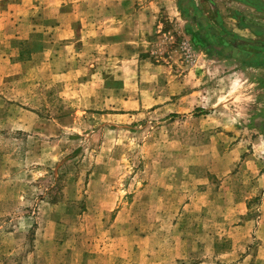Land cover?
<instances>
[{
  "label": "rangeland",
  "instance_id": "1",
  "mask_svg": "<svg viewBox=\"0 0 264 264\" xmlns=\"http://www.w3.org/2000/svg\"><path fill=\"white\" fill-rule=\"evenodd\" d=\"M178 1L55 38L0 0V264H264V64L194 47Z\"/></svg>",
  "mask_w": 264,
  "mask_h": 264
},
{
  "label": "crops",
  "instance_id": "2",
  "mask_svg": "<svg viewBox=\"0 0 264 264\" xmlns=\"http://www.w3.org/2000/svg\"><path fill=\"white\" fill-rule=\"evenodd\" d=\"M99 1L101 4L120 8L128 7L134 2V0ZM225 1L233 6L231 7L233 17H227L226 12L219 11V4L215 0H207L205 3H196L194 0L183 1L181 7L188 14V16L184 14V17L187 24L185 26L186 35L190 43L206 55L212 57L217 55L216 60L231 59L249 67L261 66L264 64V0ZM87 2L88 0H34V5L39 8V21L36 25L28 23L27 26H22L28 32L22 36H42L41 31H48L55 38L71 37L73 31H76L73 27L74 22L89 21L87 16L78 19L74 10L76 6H84ZM26 5L23 2L20 4L24 7ZM209 10L216 12V15ZM130 17V15L129 17L114 16L113 20L122 23ZM3 20L5 24L2 27ZM3 20L0 15V31L2 29L6 31L4 28L10 27L12 32L10 38H18L14 36V32L19 28L22 29L21 25L17 24V28H14L16 22L9 21V18Z\"/></svg>",
  "mask_w": 264,
  "mask_h": 264
},
{
  "label": "trees",
  "instance_id": "3",
  "mask_svg": "<svg viewBox=\"0 0 264 264\" xmlns=\"http://www.w3.org/2000/svg\"><path fill=\"white\" fill-rule=\"evenodd\" d=\"M183 1H184V0H179V1H178L180 7L182 6ZM194 42H195V41H194ZM194 42H193V43H194ZM208 56H209V55H208ZM216 56H217V55H216ZM216 56H214V57L209 56V57H210L211 59H212V58H213V59L218 58V57H216ZM202 111H203L202 109H198V108H196V109L194 110L192 116H193V117L198 116V115H200V114L202 113ZM260 131L264 134V128H261Z\"/></svg>",
  "mask_w": 264,
  "mask_h": 264
}]
</instances>
